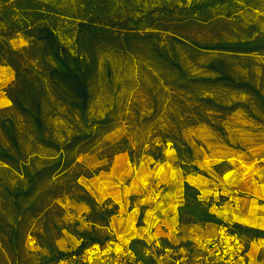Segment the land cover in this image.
<instances>
[{
    "label": "trees",
    "instance_id": "1",
    "mask_svg": "<svg viewBox=\"0 0 264 264\" xmlns=\"http://www.w3.org/2000/svg\"><path fill=\"white\" fill-rule=\"evenodd\" d=\"M224 1L192 0L187 3L182 0L181 7L184 16L195 14L206 20L210 9ZM120 3L129 4V0H79L78 11L67 14L47 0H0V66L9 67L13 73L12 82L5 87V95L11 104L0 108V170L16 175L15 183H9L0 174V262L7 257L9 264H21L20 251L29 237L38 250L34 257L36 264H54L68 256L69 251H62L56 243L63 231L77 239L76 252L93 244L103 245L112 239L104 228L119 213V206L110 198L98 201L79 182L80 178L90 179L103 169L89 170L77 160L78 155L87 152V148L94 146L97 139L111 130L112 121L108 116L89 117L91 83L99 68L100 55L105 50L124 45L130 47L133 42L149 46L152 57L167 67L177 80L244 94L264 115V63L258 65V74L251 63L254 56H264V31L252 27L246 37L235 40H193L189 46L195 50L219 55L203 65L208 75L189 77L176 51L159 46L156 39L161 32H170L169 39L188 46L186 37H176L178 24L167 26L162 21L165 15L174 13L171 4L161 6L155 17L151 14L143 19L141 29L148 31L129 33L131 23L140 26L142 20L122 19ZM64 15L74 22L70 44L64 42L66 31L59 29ZM18 38L25 44L16 48L12 41ZM230 58L241 62L247 75L237 71ZM50 96L69 112L71 128H74L62 142L53 136L46 122L44 108ZM197 98L199 105L208 110L230 114L241 109L258 118L246 101L225 104L213 96L200 95ZM9 110L25 122L31 150H26L16 121L5 114ZM200 116V123L218 129L216 123ZM165 142H170L176 157L174 166L184 176H207L194 163L190 144L177 135L164 138L155 150L147 149L146 153L153 162L166 161ZM108 150L109 158L126 153L129 162L135 163V149L126 138L108 145ZM223 163L214 165L216 173L221 174L218 169ZM64 199L71 204H82L87 210L69 218L61 205ZM181 200L176 208L180 235L181 228L188 230L213 224L228 226L231 232L245 240L247 248L251 242L264 239V229L218 217L211 210L217 202L202 198L200 190L187 181L182 185ZM142 217L140 212L137 224ZM33 225H36L34 231L31 229ZM160 241L168 244L165 238ZM129 244L138 259L145 264L153 263L143 254L147 246L143 239H131Z\"/></svg>",
    "mask_w": 264,
    "mask_h": 264
},
{
    "label": "rangeland",
    "instance_id": "2",
    "mask_svg": "<svg viewBox=\"0 0 264 264\" xmlns=\"http://www.w3.org/2000/svg\"><path fill=\"white\" fill-rule=\"evenodd\" d=\"M47 1L67 14L78 11L79 0ZM181 1L129 0V4H119V14L122 19L141 18L140 26L131 23L128 32H143L149 30L141 29L143 19L151 14L155 17L161 6L171 4L174 13L165 15L162 21L167 26L172 23L178 24L176 37H186L188 46L169 39L170 32H161V36L156 39L159 46H166L171 51H176L189 77L208 75L203 65L219 55L216 52L195 50L189 46L192 45L193 40L198 42L235 40L246 37L252 27L257 31H264V0H225L210 9L206 20L195 14L184 16ZM185 1L188 3L192 0ZM73 27L74 22L71 17L61 16L59 29L66 31L64 36L66 44L73 41L70 36ZM24 44L21 38L12 41V45L16 48ZM148 47L133 42L130 47L124 45L117 49H107L100 55L99 68L90 88L89 117L96 119L108 116L112 121L111 130L97 139L94 146L87 148V152L78 155L77 160L87 169H103L90 179L80 178L79 182L98 201L101 198L96 189L101 185L106 186L104 189H107V192L116 190L117 196H120V199L118 197L117 199L121 204L128 202V210L132 207L136 208V222L140 212L143 213L136 227L150 228L154 220L160 216L154 209L157 203L165 201L162 197L164 195L168 197L166 201L168 207L170 204H177L179 196L176 187L172 185L174 182L172 170L177 167L174 166L176 157L170 142L164 144L165 162H153L146 151L148 148L155 150V146L164 138L177 135L190 144L194 151V163L207 173V176L193 175L201 181L203 191L201 197L217 202V206H213L211 210L218 217L224 218L226 217L224 211L236 207V203L240 209V200L237 196L241 193L242 183H246L250 188L256 186L258 181L256 170H264V115L244 94L228 91L225 88L182 83L167 67L152 57ZM229 60L234 62L237 71L247 75L241 62L233 58ZM243 63L247 64L245 61ZM251 63L258 74V65L264 63V56H254ZM262 91H264V83H262ZM200 95L216 97L225 104L246 101L258 118L241 109L230 114L208 110L199 105L197 97ZM44 112L53 136L62 142L74 129L71 128L73 126L69 112L53 96H50L49 102L46 103ZM5 114L16 121L26 150H31V140L25 132V122L12 110L6 111ZM200 115L216 123L218 129L200 123ZM122 138H126L135 149V163H127L129 160L126 153H117L108 157V145ZM39 153L47 152L39 151ZM116 155H118L117 161H115ZM218 163H223L218 169L221 174L214 171V165ZM0 174L5 181L15 183L14 173L0 170ZM142 177L148 178L149 182L142 184L140 182ZM137 178L140 180L137 181ZM116 179L121 182L120 186ZM115 184L117 186H114ZM154 193H158V198H155ZM61 203L67 211V217L78 215L80 208H75L76 204H71L66 199ZM147 209L151 212L146 211ZM164 214L170 218L171 208ZM216 226L213 224L196 226L194 232L198 236H209L214 233ZM156 227H160L159 224ZM160 228L164 229V227ZM31 229L34 231L36 225ZM181 230V235L175 237V240L172 239L173 241H181L187 235L186 228ZM56 243L59 249L67 252L75 248L78 241L73 235L63 231ZM37 251L33 244H29L28 239L20 251V263L36 264L37 260L34 257ZM256 252L257 243L253 241L249 244V255L255 257ZM0 264H9L8 258H4Z\"/></svg>",
    "mask_w": 264,
    "mask_h": 264
},
{
    "label": "built area",
    "instance_id": "3",
    "mask_svg": "<svg viewBox=\"0 0 264 264\" xmlns=\"http://www.w3.org/2000/svg\"><path fill=\"white\" fill-rule=\"evenodd\" d=\"M154 195L158 198V193ZM238 209L236 203V210ZM119 215L118 213L116 216ZM158 224L163 225L156 218L150 228L153 229ZM104 229L112 237L105 244H93L77 252L75 247L69 251L68 256L54 264H145L130 247L131 239L120 238L110 226ZM172 233L175 237L180 236L177 224L172 226ZM28 239L29 244H33V240L30 237ZM144 241L147 246L143 254L152 259V264H264V239L255 241L257 252L255 257H251L245 240L231 232L226 225L216 226L214 233L209 236H198L191 230L181 241L166 239L167 245L160 239ZM183 242L186 244L181 245Z\"/></svg>",
    "mask_w": 264,
    "mask_h": 264
},
{
    "label": "crops",
    "instance_id": "4",
    "mask_svg": "<svg viewBox=\"0 0 264 264\" xmlns=\"http://www.w3.org/2000/svg\"><path fill=\"white\" fill-rule=\"evenodd\" d=\"M12 80H13V73L11 69L9 67L0 66V108L8 107L11 104L9 99L5 95V87L8 84H10ZM117 159H118V155H116L115 161H117ZM127 163L129 164V161H127ZM172 173L174 179L172 185L176 187L179 196L178 199L179 202L174 205L170 204L167 207L168 202L166 201L168 197H165L164 195L162 198H164L165 201H161L157 203L154 209L160 215L158 218L162 221V224L164 225V229L160 228L163 225H160V227H155L153 229L146 226H143L141 229H139L138 227H136L135 207H132L130 210H128V206H129L128 202H124V204L123 203L121 204L118 201V199H120V196L119 197L117 196L118 192L116 190L107 192L106 191L107 189L106 190L104 189L106 187L104 185H101L96 189L99 197L102 200L106 198H110L115 204L119 206L120 215L113 217L111 219V222L109 223V226L115 230L116 235L124 239L138 238V239H144L150 241L151 239L165 238L173 241L172 239H174L175 236L172 233V227H170L169 225L174 226V224H177L176 208L182 201L181 195H182L183 182L187 181L190 184L196 186L200 190L201 194L203 191L200 185L201 181L197 179L195 176L193 175L184 176L179 168L172 170ZM256 173L258 177V181L256 183L257 185L250 188V186H246V183H242V187H241L242 189H240L241 193L239 196H237V198H239L240 200V209L236 210L235 206L233 208L226 209L224 211L226 217L222 218L223 220L231 221V222H239L244 225L264 229V170H256ZM115 178H117V176ZM116 180H118V186H120L119 184H121V182L119 181V179ZM136 180L138 181L140 179L137 178ZM140 182H142V184H146L147 182H149V179L142 177ZM150 184H152V182ZM114 186L117 185L115 184ZM165 193H167V190ZM120 194L121 193H119V195ZM75 208H80L78 209L79 215L87 210L86 207L82 204L76 205ZM169 208H171V212H172L170 218H168L167 215L164 214V212L166 210H169ZM146 211L151 212L150 209H147ZM194 228L195 227L188 229L187 234L191 230L193 231Z\"/></svg>",
    "mask_w": 264,
    "mask_h": 264
}]
</instances>
